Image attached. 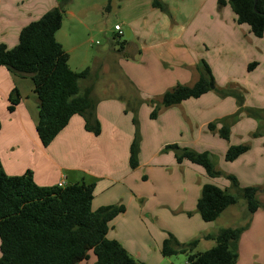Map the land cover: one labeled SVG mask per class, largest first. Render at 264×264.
Returning <instances> with one entry per match:
<instances>
[{
  "label": "crops",
  "instance_id": "crops-1",
  "mask_svg": "<svg viewBox=\"0 0 264 264\" xmlns=\"http://www.w3.org/2000/svg\"><path fill=\"white\" fill-rule=\"evenodd\" d=\"M223 1L161 0L162 9L153 6L151 0L147 10L128 22L129 29H124L128 37L124 53L110 48L93 57L82 49L79 31L94 28L104 31L97 14L102 13L106 22L110 10L104 11L100 3L93 8H77V0H71L65 5L63 25L56 37L69 53L73 70L91 67L94 73L91 77L102 81L99 82L102 87L96 83L93 91L98 101L96 115L101 132L96 135L87 130L85 119L75 115L57 138L44 146L37 133L39 104L33 80L0 67V160L5 172L15 176L31 170L41 186L56 185L63 178L67 183L94 181V210L125 205V212L111 222L108 237L120 241L131 254V244L127 246V241L138 233L140 238L149 235L156 244L161 242L162 252L169 234L182 244L194 239H199V244L206 240L212 248L215 241L205 236L216 233L218 222L232 221L224 227L243 226L238 220H243L247 212L244 203L239 205L240 201L228 207L217 220L204 221L197 212L203 185L210 182L230 187L215 182L216 177H209L190 160L178 161L172 149L165 151L166 145L176 144L226 159L231 145L245 144L250 150L259 143L262 177L247 186L260 187L259 196L264 202V106L260 104L262 93L254 90L264 85L250 82V74L264 59V36L258 38L248 24H240L230 1ZM61 2L0 0V45L17 46L21 31ZM115 32L114 36H119ZM77 57L82 63L74 67L79 62ZM93 59L97 61L92 62ZM202 61L212 70L214 87L201 97L163 108L152 118L154 105L162 100L164 93L179 84L192 86L199 80ZM110 73H118V79L111 82ZM15 89L21 95V102L10 111V96ZM258 93L260 98L254 100ZM151 121L162 124L160 132L165 140L148 158L145 156L148 138L154 135ZM212 123L214 126L210 127ZM223 125L230 127L228 140L220 135ZM137 133H142L144 144L140 148L139 165L132 168L130 153ZM191 133L193 138L198 133V141L204 139L207 148L189 147ZM249 137L251 141L246 142ZM206 138H212L215 146H209ZM82 141H87L85 156ZM159 154L168 160L158 163ZM257 165L253 163L252 167ZM68 172L75 176L70 178ZM167 174L172 182L168 186L170 197L165 199L158 195L156 180L158 176L165 179ZM191 195L193 206H189ZM149 244L151 240L144 245L150 253ZM141 248L137 246L140 255ZM237 264H264V207L251 215L250 224L241 235Z\"/></svg>",
  "mask_w": 264,
  "mask_h": 264
},
{
  "label": "trees",
  "instance_id": "trees-1",
  "mask_svg": "<svg viewBox=\"0 0 264 264\" xmlns=\"http://www.w3.org/2000/svg\"><path fill=\"white\" fill-rule=\"evenodd\" d=\"M69 1L63 0L59 7L28 24L21 31L19 43L14 48L0 45V67L30 77L34 82L39 104L37 133L46 147L75 115L84 117L87 130L96 135L101 132L96 115L98 101L93 96L94 85L84 88L80 85L82 79L90 77L92 68L73 70L69 64V53L56 37L63 25L64 5ZM229 1L238 22L248 24L256 37H263L264 0ZM153 6L164 9L161 0H153ZM117 41L118 51L124 53L128 40ZM199 71L200 78L194 85L179 84L164 93L162 100L155 103L151 117L156 118L163 108L209 92L215 79L206 61L201 62ZM20 102L21 95L15 89L10 96L9 110L14 111ZM230 133L229 126L220 128L224 139L228 140ZM139 138L137 133L131 146L132 168L139 165ZM167 149L175 152L178 161L188 159L201 166L209 177L221 175L214 156L209 152H197L176 144L168 145ZM248 150L249 146L245 144L231 145L226 160L234 161ZM228 178L235 192L207 182L203 185L197 209L204 221L213 222L243 198L247 223L224 227L217 233L206 235V239L214 240L216 244L204 252H193L199 239L182 244L169 234L162 246L165 257L189 253L187 264H237L241 235L248 228L251 215L264 207V202L259 196L260 187H243L236 176L228 175ZM95 187L94 181L86 180L65 186H41L31 170L22 175H8L0 160V264H85L92 260V253L95 260L91 264H142L120 241L108 237L111 222L125 212V205H108L94 210Z\"/></svg>",
  "mask_w": 264,
  "mask_h": 264
},
{
  "label": "rangeland",
  "instance_id": "rangeland-1",
  "mask_svg": "<svg viewBox=\"0 0 264 264\" xmlns=\"http://www.w3.org/2000/svg\"><path fill=\"white\" fill-rule=\"evenodd\" d=\"M150 2H151V0H77V2H76L77 8L78 7H85V6H89V7L92 6V8H93L95 4L100 3V5L101 4L104 5V11L110 10V14H109L106 22L104 20L102 13L97 14V18H98L97 20L99 22H101L100 27L102 29H104V31L97 30L99 28H97V29L94 28L91 30L80 29L79 41H82V43H83L82 49L84 51H88L89 55H91L93 57L98 55L100 52H102L105 49L116 48V50L118 51L119 45H118L117 40L122 42L124 40H128V37L126 34H124L123 36L116 38L114 36V35H116L115 25L118 23L123 27V29H126V30L129 29L128 28L129 27L128 22L130 20H134V18L138 17L141 12L147 10V7L150 6ZM70 3H71V0L69 1L68 4H70ZM64 8H65V5H64ZM66 26L68 28L70 26V20L69 19H67ZM238 54L241 55V53H237L236 55H238ZM77 58H78L79 62L76 65L73 64L74 67H76L82 63V59L80 57H77ZM95 61H97V60L95 59L92 62H95ZM109 64H110V71H112V69H113L112 62H110ZM95 66H98V64L95 63ZM92 74H94V73H92ZM92 74L90 75L89 78L82 79L80 81V85L82 88H84L88 85H94L96 83L99 84V82H102L100 79H96V77L92 78L91 77ZM118 76H119L118 73H110L109 74L110 79H113L111 82H113L115 79H118ZM224 78H227L226 73H224ZM252 81L257 82L261 85H264V59L262 60V63L257 66L256 71L254 73L250 74V82H252ZM98 87H102V86H100V84H99ZM253 88H254V86H253ZM100 89L102 91L104 88H100ZM254 90L256 92L259 91L262 93L261 98H260V93H258L257 94L258 97H256L254 100H256L257 98H260V104H262L264 106V88L257 87V88H254ZM96 91L98 92V90H96ZM133 105L134 104H131V106H133ZM151 125H152V128L154 130V135H152V136H150V138H148L149 145L147 146V151H146L147 153L145 154V156H147L148 158H150L152 156L153 152H155L156 146L157 147L160 146L162 144V142L165 140L164 137L161 136L162 132H160L163 129L162 124L160 122H157V121H151ZM247 128H248V126H247ZM140 134H142V133H139V135ZM203 140L204 139H202L201 142L198 141V133H196L194 135V138L192 137V133H191L189 140H188L191 144V145H189V147L207 148L206 145L203 143ZM142 141H143V135L142 136L140 135V138H139L140 148H141V144L142 143L144 144V142H142ZM206 141L208 142L209 146H215V144H216L212 138H206ZM248 141L249 142L251 141L250 137L248 139H246V142H248ZM86 145H87V141H82V154L84 156L86 155V151L88 149V148H86ZM167 146L168 145L165 146V151H170V149H167ZM258 146H259V143L256 142L253 148H251L247 153L243 154L242 156H240L238 159H236L234 161H227L225 159V157L222 158L220 155H218L219 157L214 156L215 164H217V168L221 171V175L214 178V181L219 182L220 184H222L224 186H227V187L229 186L232 192H235V191L232 188V182L228 178V175L236 176L237 179L239 180V182L241 183V186H247V185L251 184L252 182H259V178L262 177V173L260 171V168H261L260 156L262 153L260 152V149L258 148ZM216 154H218V153H216ZM165 159L168 160V158L165 157V155L159 154V156H157L156 160L158 163H160L162 160H165ZM80 160H82V158H80ZM57 161L60 162V159H57ZM253 163H257L258 164L257 167H252ZM67 175H69L70 178L72 176H75L74 173L72 175L70 172H68ZM80 181H82V180H80ZM171 182H172V180L168 174L166 175L165 179L161 178L160 176L157 177L156 183H157L158 188H159L158 195L160 197H163L165 199L170 197L168 194V192H170L168 190V186H169V184H171ZM151 183H153V182H151ZM193 183H195L194 177H193ZM258 184H262V183H258ZM190 193H192V191ZM190 199H191V201L189 203V206H193L192 205V195H191ZM243 203L246 207V201L243 198H241L239 205L240 204L243 205ZM197 212L199 213L198 209H197ZM189 221H192V219H189ZM230 222H232V221L228 220L225 222H221V221L218 222L217 223L218 229H216L217 230L216 233L221 228H224V226H226V224H229ZM238 223L245 225L247 223L246 217L245 218L243 217V220H241V221L238 220ZM235 226H238V225H235ZM140 235H141V233H138L127 241V246H128V244H131V246H130L131 252H132L133 256L139 262H142L143 264H187L188 263L189 253H179L176 255L164 257L162 255L161 247L159 245V244H161V242L159 244H156V241L153 239V237H150L149 235H147V236H143L140 238ZM150 240H151V244H149V247H150V253H149V249L146 247V245L148 244V242ZM208 243H209L208 241L202 240L201 243L198 244V246L194 249L193 252L194 253L195 252H204V251L208 250L210 248V245ZM144 244H146V245H144ZM213 244H216V243L214 242ZM138 245L142 246V248H141L142 254L141 255L139 253V250L137 249ZM143 247H145L146 249L144 250ZM0 255H1V250H0ZM94 260H95V256L92 253V260L85 262V264H91L92 261H94Z\"/></svg>",
  "mask_w": 264,
  "mask_h": 264
},
{
  "label": "built area",
  "instance_id": "built-area-1",
  "mask_svg": "<svg viewBox=\"0 0 264 264\" xmlns=\"http://www.w3.org/2000/svg\"><path fill=\"white\" fill-rule=\"evenodd\" d=\"M115 30L117 31L119 36H123L125 34V30L120 24L115 25ZM67 184L65 178L61 179L58 183L59 186H65Z\"/></svg>",
  "mask_w": 264,
  "mask_h": 264
},
{
  "label": "water",
  "instance_id": "water-1",
  "mask_svg": "<svg viewBox=\"0 0 264 264\" xmlns=\"http://www.w3.org/2000/svg\"><path fill=\"white\" fill-rule=\"evenodd\" d=\"M256 1H258V0H256ZM256 9H257V8H256ZM213 87H214V84L212 83V84H211V88H213Z\"/></svg>",
  "mask_w": 264,
  "mask_h": 264
}]
</instances>
